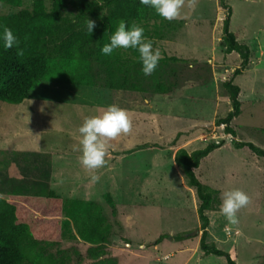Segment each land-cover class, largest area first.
<instances>
[{
	"label": "rangeland",
	"instance_id": "1",
	"mask_svg": "<svg viewBox=\"0 0 264 264\" xmlns=\"http://www.w3.org/2000/svg\"><path fill=\"white\" fill-rule=\"evenodd\" d=\"M32 1L21 0L19 7L0 2V15L22 7L30 8ZM42 1L46 8L50 7L51 0ZM223 2L230 7L229 30L250 50L248 65L232 79L239 86L240 100V112L228 124L235 132L233 137L223 130V124L215 122L230 109L228 93L221 82L240 63L237 52H224L218 43L222 18L226 14L219 0H194L192 7L190 0H185L180 10L182 18L168 21L153 13L139 23L162 58L151 75L140 72L143 91L135 95L131 91L115 92L103 87L40 82L30 90L31 98L24 101L29 104L34 101L39 107L42 102L38 132L32 131L29 125L26 132L21 128L26 124L24 114L28 113L31 120L33 110L37 113L32 104L25 111L22 110L25 106L0 101V132L12 133L17 127L20 134L15 138L20 140L19 148L28 146L52 152L0 147V197L16 200L23 194L37 196V190H42L40 185L44 190V183L49 186L45 176L50 164L56 176L62 161L74 175L79 151H74L73 146L78 144L77 128L85 116L100 114L113 100L125 99L132 106L138 95L153 96L158 84L167 90L165 95L155 94L148 104L149 111L123 108L131 126L126 134L108 141L106 164L101 168L107 170H96L99 179L90 190L82 192L71 188L63 195L98 202L111 225L109 240L104 246L106 254L98 258L87 256L90 245L80 239L67 240L59 236L58 241L48 246L51 252L63 250L68 254L69 264L225 263L223 255L205 254L200 250L198 199L193 188L183 187L179 179L181 170L175 171L170 164L167 148L181 135L180 131L172 134L173 131L192 121H205L201 132L207 135L203 141L189 139L187 143L196 141L194 148L203 147L208 141L222 140L200 159L194 170L202 183L218 190V204L206 211V240L229 253L235 264H264V157L246 146L236 148L230 142L231 138H236L264 148V0ZM61 14L76 18L78 10L67 5ZM121 52L138 60L131 49H121ZM136 68H141L139 61ZM94 71L103 76L97 66ZM176 93L177 96L169 98ZM154 116V119L160 117L154 126L161 129L157 141L161 145L143 149L140 144L145 139L153 141L156 137L152 132L145 133L152 129L153 125L149 124L154 122ZM3 141L0 135V143ZM12 143L16 145V141ZM126 149L125 157L108 162L110 151L115 154ZM53 188L63 193L58 180ZM234 188L244 191L249 203L237 212L239 223L229 226L219 212V205L222 193ZM105 192L111 196L113 208L104 199ZM226 226L230 228L228 233ZM194 230L197 231L190 234ZM160 234L170 236L154 243ZM174 234L180 236L177 238Z\"/></svg>",
	"mask_w": 264,
	"mask_h": 264
},
{
	"label": "trees",
	"instance_id": "2",
	"mask_svg": "<svg viewBox=\"0 0 264 264\" xmlns=\"http://www.w3.org/2000/svg\"><path fill=\"white\" fill-rule=\"evenodd\" d=\"M0 2L15 7L21 5V0ZM219 4L226 9V14L222 18L218 43L224 52H237L240 63L221 82L228 93L230 109L215 122L223 124V130L233 137L235 132L228 124L240 112V100L239 86L232 79L248 65L250 50L229 30V5L223 0H219ZM67 5L78 10L76 18L61 14ZM153 13L158 16L151 8L141 5L139 0H51L49 8L42 0H33L30 8L22 7L1 14L0 30L8 27L14 32L19 40L16 47L22 50L23 55L17 56L15 47L7 50L0 48V101L19 103L29 98L30 90L40 82L103 87L115 92L131 91L134 95L143 91L142 73L136 68L138 60L123 55L121 49L104 55L100 47L108 42L118 21L139 25L148 14ZM87 19L95 22L90 34L85 29ZM132 52L138 58V54L134 50ZM94 66L103 72L102 77L94 71ZM166 92L162 84L157 85L156 93ZM230 142L236 148L246 146L256 155L264 157V148L250 141L231 138ZM221 143L222 140L208 141L203 147L190 152L179 147L173 158L184 182L194 189L198 199L196 213L201 229L198 240L200 250L205 254L223 255L224 264H235L229 253L206 240V211L218 204V190L202 183L194 173L200 159ZM40 188L42 190H37V196L23 194L18 195L16 200L0 197V264H69V256L63 250H48V246L58 241L59 236L88 243L89 258L105 255L104 246L109 240L111 225L102 206L90 199L65 197L45 183L44 190L41 185ZM103 195L113 208L109 193ZM168 236L170 234H160L154 243ZM179 236L174 234V237Z\"/></svg>",
	"mask_w": 264,
	"mask_h": 264
},
{
	"label": "clouds",
	"instance_id": "3",
	"mask_svg": "<svg viewBox=\"0 0 264 264\" xmlns=\"http://www.w3.org/2000/svg\"><path fill=\"white\" fill-rule=\"evenodd\" d=\"M139 3L154 10L164 20L171 21L182 18L180 10L185 0H139ZM189 6H194V0H190ZM94 27L95 22L87 19L86 32L90 34ZM18 43L17 36L10 28L3 27L0 30V48L7 50L15 47L16 55L21 56L23 52L16 47ZM115 49L134 50L138 54L140 71L145 76L152 74L162 58L159 49H154L153 42L145 37L144 29L141 26L128 25L124 20L117 22L115 30L108 37V42L100 47V52L104 55H111ZM130 126L131 122L127 111L115 104H109L100 114L83 118L77 128L78 144L73 146V150L79 151L78 159L81 166L85 170H93L90 176L91 182L95 183L99 179L94 170L101 169L106 164L108 141L121 134H126ZM248 203L249 196L238 188L225 190L222 193L219 212L227 221V225L239 223L237 212ZM225 232H230L228 226L225 227Z\"/></svg>",
	"mask_w": 264,
	"mask_h": 264
},
{
	"label": "crops",
	"instance_id": "4",
	"mask_svg": "<svg viewBox=\"0 0 264 264\" xmlns=\"http://www.w3.org/2000/svg\"><path fill=\"white\" fill-rule=\"evenodd\" d=\"M155 94H162V95H165L163 93H155ZM155 94L153 96H142V95H138L134 100L133 102H135L134 105L130 106V104L128 103L129 101H124L125 99H122L121 101H117V100H113L111 101L109 104H115L121 108H125L126 110L129 109V107H133L134 109V112L135 110L136 111H149L150 107H149V103H151L153 101V99L155 98ZM178 94L176 93L175 95L173 96H169V98H173L174 96H177ZM168 98V96H165ZM31 98V97H30ZM29 99V98H27ZM26 99L22 100L21 102L17 103L19 105H22V106H25V107H22V110H28L27 108H29V105L32 104L33 105V109L36 108L37 110V113L34 112L33 110V118L30 120V115L27 113V114H24V118H25V122L26 124H24V127L21 126L22 128V132H26L27 131V126L29 125L31 130L34 131V132H38L39 130H41V123L39 121V114H40V107H41V103H40V107L36 104V102H32L29 104V102H24ZM143 100V101H142ZM141 102H143V104H141ZM42 108V107H41ZM17 114V113H16ZM160 116V115H159ZM159 116H157V119L160 118ZM155 116L153 117V120L154 122H152V124H149V126L152 127V129H149L145 131L146 132H149L152 134L154 133L155 134V138L153 139V141H148L147 139H145L141 144L140 146H142V148H158V146H160L161 144H159L157 141L160 139V130L161 129H158L154 126V123L155 121H157V119H154ZM36 122V124H35ZM205 124V121H202L201 123H199L198 121H192L190 123H187L186 124V127L184 128H180V129H177L175 131H173L172 134H175L176 132L180 131L181 132V135L175 140V143L171 144L167 150L169 151L168 155L170 154V164L173 166L174 170L175 171H178V166L175 164L174 162V152L177 148L179 147H183L185 148L188 152H190L191 150L193 149H196L194 148V143L196 142H188L189 139H194L196 138L195 140H204L205 138H207V135L205 133H202L201 130L202 129V126ZM1 129V128H0ZM12 133L11 131L9 133H4V132H0V135L3 136V143H0V147H3V146H6L8 148H5V149H10V150H18V151H24V150H32V151H38L40 153H46V154H50L52 152L50 151H40L38 150L37 148L35 147H31V148H27L28 146H25L26 148H19L18 147V144H19V141L18 139H16L15 137H17L20 132L19 130L17 129V127H15L14 129H12ZM18 132H17V131ZM141 133V130L139 131ZM183 132H186V133H183ZM191 135H193V137L191 138ZM198 137V138H197ZM12 140L16 141V145H14L15 143H12ZM147 140V141H146ZM156 140V141H155ZM185 143V144H184ZM127 151V149L124 151V150H120L119 152L115 153V154H112V152L110 151V158L108 157V162L109 161H113V160H116V159H121L123 157H125V152ZM79 155L80 153H77L76 156H77V160L79 158ZM113 156V157H112ZM107 158V156H105ZM65 159V158H64ZM79 161V160H78ZM198 166V165H197ZM49 171H48V182H49V185L51 186V188H53V184H56L57 180H58V187H59V190H62L63 193H60L58 192L59 194L61 195H64V194H67L68 191L72 188V189H77V190H82V192H84L83 190H90L93 182H91V179H90V176H91V172L93 170H85L81 164L79 162L76 161V165H75V170H74V175H71L70 172H71V169L67 168L69 167L67 165H65V163L62 161V164L59 163L58 164V168H57V176L55 175V172L54 170L52 169V166L51 164L49 165ZM104 168V167H103ZM196 168V167H195ZM194 168V170H195ZM157 169H160V166L157 167ZM180 169V168H179ZM99 170V169H98ZM101 170V169H100ZM103 170V169H102ZM101 172L107 170L106 168ZM95 173H96V170H94ZM109 171V170H108ZM179 179L180 181H182V185L183 187H188L190 190H192L191 187L189 186H186L184 183V178H183V175L181 174V176H179ZM95 184V183H94ZM96 185V184H95ZM93 188V187H92ZM54 189V188H53ZM56 191V190H55ZM57 192V191H56ZM74 192H77V191H74ZM67 196V195H65ZM85 199H87L86 197H84Z\"/></svg>",
	"mask_w": 264,
	"mask_h": 264
},
{
	"label": "water",
	"instance_id": "5",
	"mask_svg": "<svg viewBox=\"0 0 264 264\" xmlns=\"http://www.w3.org/2000/svg\"><path fill=\"white\" fill-rule=\"evenodd\" d=\"M197 230H194L193 232H191L190 234H193L194 232H196Z\"/></svg>",
	"mask_w": 264,
	"mask_h": 264
}]
</instances>
